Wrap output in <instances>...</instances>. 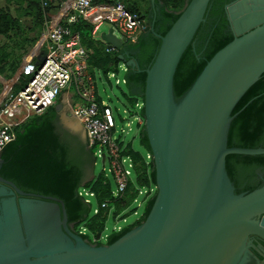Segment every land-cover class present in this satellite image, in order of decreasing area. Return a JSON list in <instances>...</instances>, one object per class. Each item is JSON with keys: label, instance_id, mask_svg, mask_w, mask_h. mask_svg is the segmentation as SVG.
<instances>
[{"label": "water", "instance_id": "1", "mask_svg": "<svg viewBox=\"0 0 264 264\" xmlns=\"http://www.w3.org/2000/svg\"><path fill=\"white\" fill-rule=\"evenodd\" d=\"M209 2L187 1L165 35L156 33L153 23L145 27L162 39L147 69L142 105L156 175V196L145 220L113 243L98 245L76 232L60 199L0 177V195L10 194L1 205L0 264H242L250 258V236L264 239V185L236 193L226 156L264 153L263 147L228 146L233 110L264 73V0L226 4L234 39L176 100L177 66ZM101 39L117 50L126 45L112 26ZM54 107L65 127L86 138L64 100Z\"/></svg>", "mask_w": 264, "mask_h": 264}, {"label": "trees", "instance_id": "2", "mask_svg": "<svg viewBox=\"0 0 264 264\" xmlns=\"http://www.w3.org/2000/svg\"><path fill=\"white\" fill-rule=\"evenodd\" d=\"M187 1L189 0L156 1L151 16L147 12H142L139 7L124 3L130 10L141 13L148 23H153L156 33L165 35L179 18L180 11ZM230 1L210 0L205 20L200 24L177 66L174 75L176 100H180L186 94L209 60L234 39L235 35L226 12V4ZM14 6L18 12L17 16L11 11V7ZM46 12L47 8L43 6L42 0H0V35L10 37L11 32L20 29L22 26L19 19L22 15L29 16L28 24L25 26L29 27L30 32L39 27L43 29ZM75 29L80 31L84 46L95 50L90 59L91 73L95 76V69H98L106 76L110 72L117 74L123 65L126 70L124 82L128 87L125 95L130 96L129 100L133 102L144 99L147 69L153 64L160 49L161 37L153 31H143L136 43L126 44L121 50L107 51V44L95 38L93 23L82 22L77 24ZM36 39L37 36L25 38L24 41L32 44ZM11 56L5 47L0 46V74L6 77H8L6 72L16 71L21 62L19 55L15 59H11ZM131 60H135L136 65L130 64ZM26 75L24 80L21 78L20 83L14 86V92L26 85L31 74ZM141 110L143 114V107ZM30 113L25 121L13 124L17 136L2 151L0 176L13 181L24 191L41 194L45 198L53 196L60 199L65 206L68 222L75 223L76 232L90 241L92 240L89 234H92L97 238L95 242L98 245L104 244L101 235L106 230L109 215L116 218L118 214L126 212L138 195L139 188L156 185L152 159L148 163L147 158L134 149L131 143L126 146L124 153L129 154L135 161L134 175L126 193L118 199L115 197L114 176L105 170L95 172L96 147H89L79 133L65 127L61 122L60 112L54 106L43 113ZM233 114L236 116L229 129L228 146L264 148V73L240 98ZM139 141L144 149L151 153L144 125ZM226 169L236 193L251 192L264 185V153H229L226 156ZM93 173L94 178L87 181ZM85 181L87 182L84 185ZM155 196L156 192L146 202L142 217L120 230H114L108 235L105 244L113 243L133 227L141 224L147 217ZM106 201L108 204L103 206ZM94 202L98 208L96 213L93 209Z\"/></svg>", "mask_w": 264, "mask_h": 264}, {"label": "built area", "instance_id": "3", "mask_svg": "<svg viewBox=\"0 0 264 264\" xmlns=\"http://www.w3.org/2000/svg\"><path fill=\"white\" fill-rule=\"evenodd\" d=\"M42 3L47 12L38 46L46 47L44 59L37 68L34 69L32 65L27 68L31 77L26 85L10 93L0 104V153L17 136L14 125L7 122L3 115L23 110L43 113L65 93L62 100L85 129L88 146L97 148L95 154L101 157L104 165L107 162L110 164L107 170L105 167L102 170L114 176L115 197L119 199L124 196L133 178L135 161L124 153L126 146L116 137L117 123L112 106L98 97L96 78L90 70V59L95 50L84 46L81 33L75 26L91 22L96 34L101 24L98 17L102 16L111 23L114 32L118 29L121 36L115 33L130 44L138 41L148 21L141 13L127 8L122 0H42ZM115 50L107 46V51ZM110 73L112 77L115 76L114 72ZM116 82L119 83V79ZM141 109L142 104L138 101L134 111H131L132 117L138 120V134L144 125ZM151 159L152 154L148 153L147 162ZM141 189L134 201L142 193L149 196L146 198L148 201L156 192V186ZM107 204L108 201L103 206ZM97 211L98 208L95 213ZM134 213L137 214V211Z\"/></svg>", "mask_w": 264, "mask_h": 264}, {"label": "rangeland", "instance_id": "4", "mask_svg": "<svg viewBox=\"0 0 264 264\" xmlns=\"http://www.w3.org/2000/svg\"><path fill=\"white\" fill-rule=\"evenodd\" d=\"M26 5L27 4H25V6ZM146 8L147 7L145 5H142L143 10L146 11ZM19 20L21 21V26H22L20 29H22L23 27L26 28L25 24L28 23L29 20H26V18H24V17H21ZM98 20H101V24L99 26L97 33L94 36L97 39H101L102 31L108 30L112 25L109 21L105 20L102 16L98 17ZM30 21L33 22L32 18H30ZM35 22H36V20H35ZM43 26H44V24H43ZM30 29H31V27H30ZM39 30L43 31V29H41L39 27L35 31L30 32L31 37L34 38L37 35V33H40ZM115 32L119 36H121V33L118 29H116ZM23 36H24V34L22 31L17 32V39L19 41L18 45L7 48L8 51L12 55L10 57L11 59H15L17 55H19L21 57V62H20L19 67H18L20 69H17L16 72L18 74L20 72H23V74L19 78H18L19 75H17L18 79L16 80V83H20V79L25 77V74H27L26 76H28L29 72L27 71V68H30L31 64L28 63L30 56L27 54V51L30 50L29 48L31 47L32 44H35V41L32 44L29 42H25L23 40ZM27 39H31V38H27ZM39 40H41V37H39ZM39 40H38V42H39ZM7 41H8V39L6 37L0 36L1 45H6ZM22 42H25L24 48H18L19 44ZM32 48H34V47H32ZM45 48L46 47H43V51H45L44 50ZM40 49L42 50V47ZM21 68H23L24 71L21 70ZM26 71L28 73H26ZM94 73H95V78H96L98 97L103 99L105 102L109 103L113 108L114 115L116 118V123H117L116 137L119 138L123 142V145H125V146H127L129 143H131L132 146L134 147V149H136L137 151H140L143 154V156L148 159V152H147V150L144 149V147L141 145V143L139 141V135H138L139 132L137 131L138 130V120H136L134 117H132V114H131V111L135 107V101L136 100L133 102L132 100H129L130 96H128L127 94L125 95V93L128 92V87L125 84V82L123 81L125 78V73H126L125 67L122 65L120 67L119 73L115 74V76H113V77H112V73H109L107 75L109 77V81H108V77L106 75H104L100 70L95 69ZM117 79H119V83L116 82ZM5 81H7V79H5ZM14 86L15 85L12 84V81L6 83L3 91L0 92L2 94L1 99L3 98V100H5V98L10 93L14 92L13 91ZM67 88H65V89H67ZM139 102L143 105L144 101L141 98V99H139ZM141 113H142V110H141ZM30 114H31L30 112L23 110L19 113L3 115V118L7 122L14 124L17 121H25L30 116ZM69 115H71V114H69ZM131 121H133V122L131 123ZM130 127H131V129H130ZM142 128H143V126H142ZM109 166H110V164L108 162L105 163V165H104L101 157L97 155V161L95 162V172L96 173H99L104 167L107 170L109 168ZM143 188L141 190H143ZM148 197H149L148 195L146 197V193H142L140 196H138L137 201H132V203L130 204V208L126 212H122V213L118 214L116 216V218H114L113 215H109V217L107 219V223H106V230L101 235V241L106 243L108 235H110L114 230H120L125 225L131 224V223L135 222L138 218L142 217V215L144 214V211H145V207H146V202H147L146 198H148ZM96 208H97V206H96V203L94 202L93 209H96ZM135 211H137V214L134 213ZM124 217L126 218V220H124ZM84 230H85V227H83V231ZM89 235H90V239L92 240L91 242L94 243L97 238H94V236L92 234H89Z\"/></svg>", "mask_w": 264, "mask_h": 264}, {"label": "crops", "instance_id": "5", "mask_svg": "<svg viewBox=\"0 0 264 264\" xmlns=\"http://www.w3.org/2000/svg\"><path fill=\"white\" fill-rule=\"evenodd\" d=\"M158 1L160 2V0H158ZM124 2L128 6L139 7L142 12L144 11L145 13L147 12V14H150L154 0H124ZM13 3H15V2H12V4ZM142 5H145L147 7L146 11L142 9ZM11 11H12V14L14 16H17L18 12L15 9V6L11 7ZM21 17L26 18V20L29 19V16H27V15H22ZM19 31H22L23 34H24L23 40L25 38H31L29 27L28 26L26 28L23 27L22 29H18V30H15V31L11 32L10 33V35H11L10 37L4 36V35H0V36L6 37L8 39L6 45H1V43H0V46L5 47V49L8 51L7 48H10L12 46L18 45L19 41L17 39V32H19ZM39 34L41 35V33H37V35H36L37 39L35 40V44H32L31 47L29 48L30 50L27 51V54L30 56V59L28 60V63L31 64L34 67V69L37 68V66L40 64V61H41L40 57H42L44 55L43 48L41 50L40 49L41 47L38 46V40H39V37H40ZM24 46H25V42H22V43L19 44L18 48H24ZM32 47H34V48H32ZM18 69H20V68H18ZM21 70H23V68H21ZM6 73L8 74V77H6L5 75H2V76L5 79H7V81H5V79L0 74V92L3 91V89L5 87V84L8 83V82L12 81V84L16 85L17 84L16 80L19 77H21V75L23 74V72H20L18 74L16 71L12 72L10 70L7 71ZM26 73H28V72L26 71ZM29 74H31V73H28V75ZM17 75H19L18 78H17ZM24 79H25V77L22 78V80H24ZM1 95L2 94L0 93V104H2L4 102L3 98L1 99ZM64 95H65V93H63V96L61 97V99H59V101L63 99ZM140 133H141V131H140ZM138 135H140V134H138Z\"/></svg>", "mask_w": 264, "mask_h": 264}, {"label": "flooded vegetation", "instance_id": "6", "mask_svg": "<svg viewBox=\"0 0 264 264\" xmlns=\"http://www.w3.org/2000/svg\"><path fill=\"white\" fill-rule=\"evenodd\" d=\"M234 0H231L230 2H232ZM228 2V3H230ZM68 114H72L70 109L68 110ZM86 140V138H84ZM0 163H1V159H0ZM2 177V176H0ZM4 184L2 181H0V185ZM9 189H11V187L9 186ZM4 197H10V194L6 195H0V214H3V208H2V199ZM16 197L17 200L21 197L20 194L16 193ZM73 223V222H72ZM250 250L252 252V255L250 256V258H248L245 262H243L242 264H256V257L260 258V259H264V239L258 237L257 235H251L250 236ZM253 256V257H252Z\"/></svg>", "mask_w": 264, "mask_h": 264}]
</instances>
